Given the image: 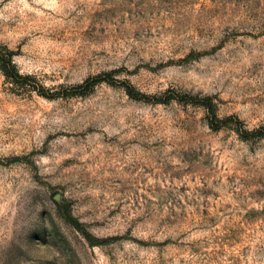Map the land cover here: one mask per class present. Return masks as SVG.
I'll list each match as a JSON object with an SVG mask.
<instances>
[{"label": "rangeland", "instance_id": "rangeland-1", "mask_svg": "<svg viewBox=\"0 0 264 264\" xmlns=\"http://www.w3.org/2000/svg\"><path fill=\"white\" fill-rule=\"evenodd\" d=\"M5 51L0 264H264V0H0Z\"/></svg>", "mask_w": 264, "mask_h": 264}, {"label": "trees", "instance_id": "trees-1", "mask_svg": "<svg viewBox=\"0 0 264 264\" xmlns=\"http://www.w3.org/2000/svg\"><path fill=\"white\" fill-rule=\"evenodd\" d=\"M0 71L4 74L7 79L12 80L13 82H17L21 78H28L29 76H22L16 70L12 58L11 53L5 51L4 54L0 55ZM202 105L207 109L208 112L213 113L212 104L209 98H206L205 102H202ZM214 115V114H213ZM70 217V216H69ZM70 219V218H69ZM72 221V220H70ZM75 221V220H73ZM77 222H73L76 225Z\"/></svg>", "mask_w": 264, "mask_h": 264}]
</instances>
